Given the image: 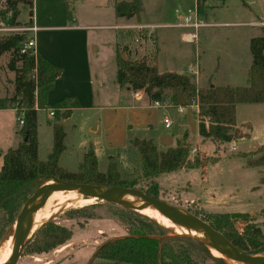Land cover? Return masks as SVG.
I'll return each instance as SVG.
<instances>
[{"label": "rangeland", "instance_id": "rangeland-1", "mask_svg": "<svg viewBox=\"0 0 264 264\" xmlns=\"http://www.w3.org/2000/svg\"><path fill=\"white\" fill-rule=\"evenodd\" d=\"M220 2V0L208 1L206 14L199 15V18L208 26L198 30L199 39L197 42L183 40V33L194 32V30L183 27L184 21L180 19L182 15H189V10L192 12L191 15H194L196 7L193 0H167L166 8L170 13L161 19L157 18L156 12L147 11L144 15L146 21H149L150 24L160 25V27L148 29V32L156 34V44L149 37L148 32L139 29V27L132 29L133 33L130 30L113 28L118 24L114 15L113 0H71V7L81 23L96 27L89 31L96 38V44L92 49L97 47L94 55L101 65L98 74H103L109 82V86L117 74V44L121 43L123 39L128 43L127 47L130 53L126 58L129 57L133 61L141 59L152 50H157L160 73L171 71L192 76V69L200 65L202 67L201 85L207 86L209 79L213 76L212 79L215 83H232L237 87L247 86L248 80L244 73V67L248 62L252 64L253 61L250 40L261 34L260 26L255 23L264 22V0H225ZM1 5L2 3H0V9ZM18 7L20 15L17 20L20 25L0 24V29L30 27L29 6L19 5ZM253 22L254 24H251ZM173 25H178V27H173ZM18 33L25 35L27 39L32 37L31 33L21 31L6 32L5 35ZM9 58V54H4L0 58V97L2 98H11L13 95L12 82L15 75L7 68ZM231 75L235 76V79L229 80ZM96 86L99 90L101 81ZM166 103L170 104L167 101ZM49 109L50 106L39 112V120L43 129L38 150L39 158L42 161L47 160L51 151L47 139L49 137L50 140L51 136L44 131L52 120L55 121L50 116ZM196 112L195 109L187 107L180 114L176 108L171 106L164 118L163 114L160 115V124L157 125V128L154 127L157 129L156 132L154 131L155 136L172 134L174 137H178L179 129H181L179 125L182 124L181 121H184L186 132H182V135H187L191 144L190 159L194 160L197 156L208 159L203 167L180 169L156 177L154 180L161 188L159 199L168 204L182 207L191 214V211H197L200 214L201 212L251 214L264 233L262 216L264 168H254L250 165L255 159L253 153L264 145V109L256 112L254 106L241 105L238 111V127L241 128L244 136L227 144L200 139ZM7 116L11 132L14 124V137L11 135V139H8L6 131L0 129V138L3 141L0 142V153L15 147V140L19 138L16 127L18 118L9 112ZM165 118L171 123L169 129H165ZM247 125L252 128H248ZM254 128L261 138L254 134ZM128 134L129 141L125 147L117 146L119 148L106 151L98 148L99 171L101 173L107 172L111 162L118 165L122 172V179L126 181L132 180L129 172L141 171L139 154L130 144V140L139 136L134 131H128ZM120 143V141L113 142L114 145ZM233 145L236 146L235 151L231 150ZM81 147L80 144H75L74 147L71 145L61 158L60 166L69 172H77L84 157ZM193 149H196V152ZM2 165L1 158L0 170ZM140 175L141 177L136 175L133 179H138L139 187L146 190L150 185V180L142 177V171ZM95 204L97 202L94 199L75 198L56 206L47 215L46 218L49 217L47 221L55 220L58 224L71 229L73 231L71 243L43 255H30L25 253L24 249L18 264H46L49 261H52L53 264H110L108 261L95 257L97 248L104 242L124 237L128 224L143 226L147 232L156 233L151 222L134 215L131 211L108 202ZM197 217L200 218V216ZM3 224L0 230V240L2 239L0 249L3 246L7 248L6 240L11 237L14 230L12 228L5 232ZM163 228L170 231L164 236L184 235L171 227ZM173 245L180 247L175 243ZM188 250L193 255H197L194 250L190 248ZM211 254L215 256V254Z\"/></svg>", "mask_w": 264, "mask_h": 264}, {"label": "trees", "instance_id": "trees-1", "mask_svg": "<svg viewBox=\"0 0 264 264\" xmlns=\"http://www.w3.org/2000/svg\"><path fill=\"white\" fill-rule=\"evenodd\" d=\"M208 1L213 0H196L199 15L206 14ZM220 1L222 3L225 0ZM0 3H2L0 24L20 25L17 20L20 15L19 5L29 6L30 23L32 22L33 0H0ZM113 7L117 18L127 20L139 19L144 12L142 0L129 2L113 0ZM67 17L70 24L75 23L73 9L69 5ZM24 38L25 35L15 34L0 39V45L3 46L0 58L4 54L10 55L7 68L15 75L12 82L13 95L11 98H0V110L15 109L16 117L24 121L23 125L17 122L20 128L17 130L20 137L18 146L0 153V159L3 160L0 170V230L4 223L5 232L13 228L12 225L22 206L33 190L49 178L143 190L138 185V179L123 180L115 162L109 164L106 173H101L93 149L84 154L77 172H69L60 166V158L66 150V133L60 120L71 115L69 109L60 113L63 105H56L53 108L55 119L53 147L47 160H40L38 111L48 107V93L53 89L61 70L38 54L20 53ZM121 47L117 56L116 74L119 88L130 89L134 94L140 93L149 104L157 102L162 104L167 101L174 108L196 105L198 132L203 140L209 139L222 144L237 141L244 136L237 125V105L264 104V26H261V34L250 40L253 61L247 72V86L199 88L188 75L170 71L160 73L157 50H152L137 61L130 60L129 57V60L125 61L121 54L128 56L130 53L127 46ZM130 144L139 154L142 177L150 180L149 187L143 191L158 199L161 188L154 180L156 177L180 169L200 168L208 162V159L199 156L194 160L190 159L191 144L187 135L177 139L174 147L165 150L159 149L152 140L135 138L130 140ZM253 154L257 157L250 165L264 166V145ZM191 212L224 234L242 251L254 255L264 253V233L251 214ZM131 213L151 222L156 233L147 232L143 226L128 224L124 237L104 242L97 248L99 251L96 258L132 264H228L224 259L213 256L202 242L188 236H177L160 243L154 237L164 236L170 231L149 218L135 212ZM262 216L264 219V209ZM72 236L71 229L58 224L55 220L46 221L26 244L25 253L49 254L69 245ZM173 243L180 247L174 246ZM184 245L187 247L184 248ZM188 248L194 250L197 255H193ZM212 251L219 254L214 249Z\"/></svg>", "mask_w": 264, "mask_h": 264}, {"label": "crops", "instance_id": "crops-1", "mask_svg": "<svg viewBox=\"0 0 264 264\" xmlns=\"http://www.w3.org/2000/svg\"><path fill=\"white\" fill-rule=\"evenodd\" d=\"M118 1L129 2L131 0ZM193 1L196 7V0ZM142 3L144 5V12L139 19L132 18L127 20L125 18H117L114 10V15L118 24L113 28H122L131 31L136 27H142L148 32V29L160 27V25L150 24L149 21H146L144 15L147 11L151 10L152 12H156L158 19L165 17L170 13V11L168 12V8H166L167 0H142ZM68 5L71 7V0H33V14L30 24V26H35L37 29L35 33H31L32 38L35 39L36 53L61 70L53 89L48 93L49 110L53 109L56 105H63V108L60 109V113L66 109L71 111L70 117L60 120L66 133V150L61 158L64 156L65 152L69 150L71 145L74 147L75 144H80L82 145V156L89 149H93L99 165L98 148L106 151L119 148L117 146H127V142L129 141L128 131H134L140 139H151L158 148L175 146L177 139L185 135H182V132H186L184 121H181L182 124L179 125L181 129H179L178 137H174L172 134H166L167 136H155L154 131L156 132L157 129L155 128L160 124V115L163 114L162 117L164 118L171 105L168 103H163L160 106L149 104L144 99L143 95L136 96V94L128 89L121 90L116 83V76L114 77L115 80L113 79L110 82L111 86H109V82L104 78L103 74H98L100 73L99 68L101 65L98 62V58L94 55V51L97 50V47L92 49L94 44H96V38L89 31L96 27L81 23L75 15V23L70 24L67 17ZM259 23L264 24L262 21L255 23V25ZM251 24H254V22ZM173 27H178V25H173ZM259 28L261 33V26ZM131 32L133 33V31ZM191 33H193V31L183 33V40L187 42H197L199 33L195 40H190L189 34ZM148 35L156 44V34L154 35L148 32ZM136 41L138 42L139 40L137 39ZM121 45L127 46L128 43L123 39L121 43L117 44V56L120 48H122ZM250 66L251 63L248 62L246 67H244V73L246 75ZM194 70L198 72V75L195 76L192 73V76L189 77L192 78L193 82L199 88L208 86H235L232 83H215L212 79L213 76L209 79L207 86L201 85L202 67L199 65ZM233 79H235V76L231 75L229 80ZM100 81L101 87L99 86L98 90L96 84ZM241 105L246 107L254 106V111L256 112L264 109V104L237 105V125L239 124L238 111ZM191 108L195 109L194 107ZM176 109L180 114L184 111V108L182 110H180V108ZM40 111L41 110L38 111V147L41 138V130L43 129V125L39 120ZM8 112L16 115V110L12 108L0 110V129H2V131L5 130L8 139H11V135L14 137V124L11 132L9 120H7ZM16 122H18V120ZM54 123L55 121L52 120L51 124L47 125L46 129H44L47 135L50 134L51 136L50 140L49 137H47L50 149H52L54 142ZM16 127L18 130L17 123ZM169 128H171V126ZM169 128L165 126V129ZM248 128L252 127L248 126ZM254 134L261 138L257 135V130H255V128ZM200 139L202 138L200 137ZM115 141H120L121 143L119 145H114L113 142ZM0 142H3L1 138ZM15 143V147L13 148H16L20 143V137L15 140ZM256 157L255 155V158ZM254 168H264V166ZM118 170L122 177L121 170L119 168ZM140 174V170L129 172L130 179H133V177L135 178L136 175L137 177H141ZM105 261H108L110 264H132L110 260ZM46 264H53V262L49 261Z\"/></svg>", "mask_w": 264, "mask_h": 264}, {"label": "water", "instance_id": "water-1", "mask_svg": "<svg viewBox=\"0 0 264 264\" xmlns=\"http://www.w3.org/2000/svg\"><path fill=\"white\" fill-rule=\"evenodd\" d=\"M2 47L3 46L0 45V50L2 49ZM121 57L125 61L129 60L128 58H126V54H121ZM50 188H55L61 191H72L79 194L81 198L94 199L96 202H108L117 205L125 210L140 214L154 222H156V217L173 218L176 219L182 227L189 231L184 235H174L172 233V237H154L157 238L160 243L177 236H188L202 242L208 248V250L211 251V253L212 249L218 250L222 254L233 257L239 262V264H264V253L254 255L242 251L241 249L236 247L230 240H228V238H226L224 234L214 229L206 221L197 216H194L182 207L163 202L158 198H154L148 195L146 192L140 189L110 185L83 184L72 181H64L57 178H49L42 181L22 206V209L19 212L16 220L22 215L23 225L11 248L10 253L12 261L9 264H18L19 259L23 255L26 244L40 229H35L34 213L42 195ZM132 197L143 198L148 201V205L143 206L133 200ZM196 235L211 236L214 239L215 243L213 246H210L203 239L195 237ZM98 251L99 250H97L95 257L98 254Z\"/></svg>", "mask_w": 264, "mask_h": 264}, {"label": "bare ground", "instance_id": "bare-ground-1", "mask_svg": "<svg viewBox=\"0 0 264 264\" xmlns=\"http://www.w3.org/2000/svg\"><path fill=\"white\" fill-rule=\"evenodd\" d=\"M75 198H81L79 194L74 193L72 191H61L57 190L55 188L48 189L41 197L37 207L36 211L34 213V224L35 229H39L49 218H46L47 215L59 204L68 201L73 200ZM133 200L138 202L139 204L143 206L148 205V201L140 198V197H132ZM156 223L163 227H171L172 229H175V231L179 232L180 234L184 233L187 234L189 231L182 227L180 223L173 218H166V217H156ZM23 220L22 215L18 217L14 224V230L9 239L6 240V244L8 245L7 248L5 246L1 247L0 249V264H9L12 261L11 257V248L13 246V243L15 241V238L19 234V232L22 229ZM19 226V227H18ZM19 228V229H18ZM197 238H204L211 246L214 245V239L211 236H205V235H196ZM215 250V249H214ZM219 254H215L216 257L224 259L228 264H239L237 260H235L233 257L225 255L220 253L218 250H216ZM213 252V251H212ZM218 255V256H217Z\"/></svg>", "mask_w": 264, "mask_h": 264}, {"label": "built area", "instance_id": "built-area-1", "mask_svg": "<svg viewBox=\"0 0 264 264\" xmlns=\"http://www.w3.org/2000/svg\"><path fill=\"white\" fill-rule=\"evenodd\" d=\"M192 12H190L189 10V15H182L180 16V19L184 21L183 27L186 28H190L193 29L194 32L189 34V39L190 40H195L197 38V32L200 28L206 27L208 26V24L204 23L199 17V14L197 12V8H196V12L194 13V15H191ZM259 26H264L263 23H259ZM139 29L144 30L142 27H139ZM36 27L35 26H30L28 28H6V29H0V39L3 37H7L10 35H5L6 32H11V31H21L23 33H35L36 32ZM19 34V33H18ZM21 35V34H20ZM27 52H31L33 54H37L36 53V49H35V39L30 37V38H24L21 48H20V53L25 54ZM192 73L196 76L198 75V72L194 69H192ZM141 95L140 93H137L136 96ZM166 103V102H165ZM163 104V103H162ZM154 105L156 106H160L161 103H155ZM192 107L195 108V110L197 111V106L193 105ZM183 108H180V110H182ZM50 112V116L54 117V109L49 110ZM18 122L20 125L24 124V121L22 118H18ZM165 126L166 128H169L171 126V123L166 119L165 120ZM232 151L236 150V146H232L231 147ZM193 151L196 152V149H193Z\"/></svg>", "mask_w": 264, "mask_h": 264}]
</instances>
